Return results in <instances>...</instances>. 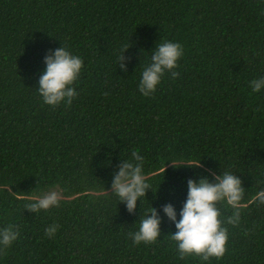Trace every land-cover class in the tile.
<instances>
[{"label": "trees", "instance_id": "trees-1", "mask_svg": "<svg viewBox=\"0 0 264 264\" xmlns=\"http://www.w3.org/2000/svg\"><path fill=\"white\" fill-rule=\"evenodd\" d=\"M165 40L182 45L178 76L166 71L142 96L141 69ZM60 46L83 66L77 95L53 107L36 83L46 50ZM259 76L264 0H0V227L19 232L0 264H264V204L255 199L264 188V90L248 85ZM133 149L150 188L130 213L110 184ZM181 159L200 165L171 164ZM220 171L244 187L220 259L179 258L163 213L157 241L131 242L150 206L178 211L187 179ZM49 188L58 207L25 209ZM52 222L58 230L45 236Z\"/></svg>", "mask_w": 264, "mask_h": 264}, {"label": "clouds", "instance_id": "clouds-1", "mask_svg": "<svg viewBox=\"0 0 264 264\" xmlns=\"http://www.w3.org/2000/svg\"><path fill=\"white\" fill-rule=\"evenodd\" d=\"M128 46L129 44L124 49ZM122 52L119 54L118 64L122 71H126ZM182 54L183 48L179 42L165 40L155 44L149 62L141 69L138 92L145 97L152 95L166 71L172 78L178 76L174 69L178 67L177 61ZM42 64L36 83V90L42 102L53 107L61 102L70 104L77 95L72 85L80 76L82 58L60 46L46 50ZM248 85L253 93L264 90V76L249 80ZM143 160V156L133 149L130 158L120 161L111 179V193L118 198V202L124 203L130 213L137 208V202L141 197L145 198V192L150 188L142 171ZM171 164L175 167H198L200 159H181ZM243 190L239 176L229 171L213 173L211 180L207 176L195 180L189 178L186 180L185 199L178 211L171 203L163 204L159 212L150 206L140 219L138 227L127 235L133 244L157 241L161 234L160 213H163L175 228L170 239L176 243L179 258L195 254L200 256L202 262H207L212 257L220 259L226 251L225 244L228 239V229L225 225L237 226L240 223L239 204ZM255 199L258 204H264V188L257 191ZM220 202L231 207V215L222 216L217 207ZM59 204V193L49 188L32 202L26 203L25 209L36 213L50 207H58ZM57 230L58 225L52 222L43 231L45 236L52 237ZM18 236L16 225L7 224L0 227V252L5 251Z\"/></svg>", "mask_w": 264, "mask_h": 264}]
</instances>
